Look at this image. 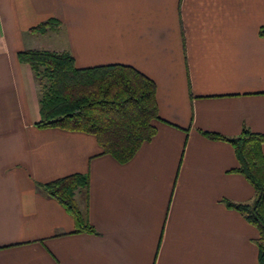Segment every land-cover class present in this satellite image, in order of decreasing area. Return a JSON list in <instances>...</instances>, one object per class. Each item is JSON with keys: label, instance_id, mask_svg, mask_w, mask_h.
I'll list each match as a JSON object with an SVG mask.
<instances>
[{"label": "crops", "instance_id": "1", "mask_svg": "<svg viewBox=\"0 0 264 264\" xmlns=\"http://www.w3.org/2000/svg\"><path fill=\"white\" fill-rule=\"evenodd\" d=\"M47 19L60 28L32 29ZM25 49L148 76L155 134L120 162L91 133L38 127ZM243 128L264 134V0H0V264H259L257 228L224 203L254 189L203 134ZM72 173L93 232L38 186Z\"/></svg>", "mask_w": 264, "mask_h": 264}, {"label": "trees", "instance_id": "2", "mask_svg": "<svg viewBox=\"0 0 264 264\" xmlns=\"http://www.w3.org/2000/svg\"><path fill=\"white\" fill-rule=\"evenodd\" d=\"M60 22L47 19L33 30L57 31ZM28 64L43 86L39 103L38 127H59L91 133L102 148L120 162L132 158L140 145L151 139L159 119L155 83L130 65L111 63L76 67L67 51L25 49L17 53ZM212 139L226 140L234 148L240 173L252 185L254 196L248 202L224 200L258 230L255 244L259 264H264V134L243 128L233 137L203 132ZM87 185V176L68 174L38 186L56 199L70 214L75 232H93L80 210L75 192Z\"/></svg>", "mask_w": 264, "mask_h": 264}, {"label": "rangeland", "instance_id": "3", "mask_svg": "<svg viewBox=\"0 0 264 264\" xmlns=\"http://www.w3.org/2000/svg\"><path fill=\"white\" fill-rule=\"evenodd\" d=\"M46 78L43 79V81H40V79L36 76V81H37V90H38V97L40 99V95H41V91H42V88L43 86L47 85V82L45 80Z\"/></svg>", "mask_w": 264, "mask_h": 264}]
</instances>
